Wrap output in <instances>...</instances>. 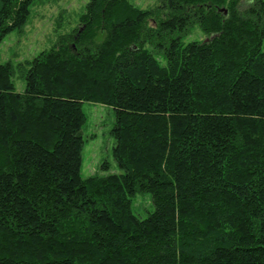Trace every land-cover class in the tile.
<instances>
[{
	"label": "trees",
	"instance_id": "trees-1",
	"mask_svg": "<svg viewBox=\"0 0 264 264\" xmlns=\"http://www.w3.org/2000/svg\"><path fill=\"white\" fill-rule=\"evenodd\" d=\"M40 1L0 0V44ZM244 1L91 0L0 63V264H264V0ZM85 103L114 110L120 173L82 176Z\"/></svg>",
	"mask_w": 264,
	"mask_h": 264
},
{
	"label": "rangeland",
	"instance_id": "rangeland-1",
	"mask_svg": "<svg viewBox=\"0 0 264 264\" xmlns=\"http://www.w3.org/2000/svg\"><path fill=\"white\" fill-rule=\"evenodd\" d=\"M91 0H45L35 3L27 24L11 33L0 44V63L13 64L32 60L40 53L49 50L60 35L71 33L80 27V17ZM132 4L146 11H159L165 0H129ZM244 3H247L245 0ZM246 5V4H245ZM161 9V8H160ZM160 13V12H158ZM203 33L195 26L187 41L202 40ZM264 49V47H263ZM18 91L24 90V80L19 73L14 78ZM83 110L87 123L82 130L84 148L82 153V176L106 175L101 170L107 163L109 173H120L113 157L116 145L111 131L115 125L114 110L109 106L85 103ZM133 212L146 218L153 211L150 195L139 194L132 200Z\"/></svg>",
	"mask_w": 264,
	"mask_h": 264
},
{
	"label": "water",
	"instance_id": "water-1",
	"mask_svg": "<svg viewBox=\"0 0 264 264\" xmlns=\"http://www.w3.org/2000/svg\"><path fill=\"white\" fill-rule=\"evenodd\" d=\"M225 14H227V11H225Z\"/></svg>",
	"mask_w": 264,
	"mask_h": 264
}]
</instances>
